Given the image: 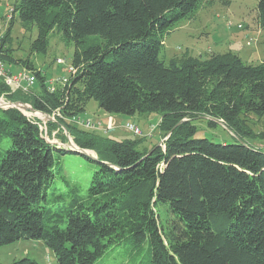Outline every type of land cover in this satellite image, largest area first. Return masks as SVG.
<instances>
[{"label":"trees","instance_id":"trees-1","mask_svg":"<svg viewBox=\"0 0 264 264\" xmlns=\"http://www.w3.org/2000/svg\"><path fill=\"white\" fill-rule=\"evenodd\" d=\"M232 2L13 1L11 18L26 32L37 28L32 51L47 54L58 32L76 43V71L51 89L30 56L13 54L11 26L4 33L2 60L37 79L24 92L0 78V96L55 120L48 139L38 117L0 107V246L43 239L57 264H95L115 245L148 240V264H264V58L214 49L161 57L182 22ZM256 12L264 30V0ZM91 99L108 113H158L160 138L171 134L152 144L81 128L71 119ZM196 120H222L232 139L197 136ZM67 154L93 165L87 185L62 178ZM4 264L40 263L25 256Z\"/></svg>","mask_w":264,"mask_h":264},{"label":"rangeland","instance_id":"rangeland-1","mask_svg":"<svg viewBox=\"0 0 264 264\" xmlns=\"http://www.w3.org/2000/svg\"><path fill=\"white\" fill-rule=\"evenodd\" d=\"M13 1L0 0V32L5 33L8 27L11 26V42L8 45L12 46L13 54L20 58L30 56L35 62V65L47 75L48 79L59 75H68L67 68L69 63L72 62L76 43H67L60 33L55 32L50 37V46L47 54L32 51L31 45L38 34L37 28L26 32L19 23V20H15L14 17L11 18ZM258 1L233 0L230 6H222L220 3H217L211 8L203 9L199 17L194 20L182 22L176 30L166 36L161 57L169 61L171 57L176 55L182 56L187 51L193 55L205 54L204 52L213 50L211 48L219 51H227L234 42L236 43L235 48H240L241 53L255 52L254 45L256 42H248V39H244V36L247 34L246 25H249L251 28H255L258 25L256 20V6ZM230 22L231 25L229 24ZM239 23L244 25V29L238 27ZM260 35V43L264 47V30L261 31ZM246 56H243V59L247 61L256 62L260 59L256 54L254 57ZM58 57H64L67 63H57L56 59ZM7 66H11L10 68L13 70L17 68L8 63ZM3 81L5 82L4 79ZM8 87L11 89L9 85ZM11 90L15 91L13 89ZM0 99L4 102V105L0 104V107H16L33 119L36 117L34 114L28 112L32 107L30 103H24L22 101L11 102L5 95H1ZM103 112L105 115H112L109 117H112L114 120L116 119V115H122L126 119L129 118L131 121L136 122L144 131H147L152 123H159L161 118L158 113L136 114L135 116L108 113L99 108L98 103L94 99L88 102L86 110L82 114L84 116L93 115L94 117L101 115L99 118L105 124H108L104 118L106 116H102ZM45 119L47 121L49 119L47 114H45ZM47 121L45 122L48 132ZM196 124L199 125L197 136H206L214 141L232 139L233 133L225 126L222 120L216 126H210L207 121L199 120H196ZM64 130L70 136L67 130ZM160 131L161 129L159 127L150 138L152 144H159L161 142ZM57 132L58 129H55L52 135L55 136ZM44 134L48 138L50 137L49 134ZM109 135L117 139L134 137L125 128H117ZM256 143L259 144L261 142L256 141ZM61 164L65 169L62 178L79 181L84 186L88 184L93 165L83 156L80 154H67L66 157L61 159ZM55 191L60 193L61 189L59 188ZM25 256L37 260L40 264H57V257L54 250L43 239L22 238L11 244L0 246V264L9 263ZM150 258L151 251L148 240H144L142 244L137 245L132 242H125L110 248L95 264H148Z\"/></svg>","mask_w":264,"mask_h":264},{"label":"built area","instance_id":"built-area-1","mask_svg":"<svg viewBox=\"0 0 264 264\" xmlns=\"http://www.w3.org/2000/svg\"><path fill=\"white\" fill-rule=\"evenodd\" d=\"M231 25V22L229 23ZM239 28H244V25L242 23L238 24ZM254 38L253 37H248V42H253ZM4 42V32H0V47L3 46ZM57 63L60 64H65L67 63V60L64 57H58L56 59ZM68 75H59L56 77H51L50 79L47 80L49 83V87L51 89H54V85L58 82L65 83L67 79L69 78V75L74 73L76 70L74 68V64L72 62L69 63L68 68ZM0 78L4 79L5 82L11 87L13 90H22V91H29L34 87L36 84V75L27 67H22L16 71H13L10 67L7 66V64L2 60L0 57ZM12 102V101H11ZM31 114H34L36 117H38L42 122L40 124L41 131L46 133L48 135L49 130L47 132V126L45 119V113L39 110H36L31 107L28 111ZM59 112V110H58ZM98 115V114H97ZM101 116V115H99ZM99 116L94 117L93 115H86L84 116L82 113H79L75 115L72 119L71 122L76 124L77 126L87 129V130H92V131H97L101 132L104 134H110L112 131L116 130L117 128H125L127 131L131 132L134 136L137 137H152L157 129L160 126V121L159 123H152L147 131H144L136 122L128 120L124 122L123 124H119L116 122L112 117H107L104 113L102 116L104 117L105 120L107 121L108 124H105L103 120L99 118ZM30 117V116H29ZM51 119H55V116H51ZM45 135V134H44ZM46 136V135H45ZM168 134L165 135L161 141L164 143V141L168 138Z\"/></svg>","mask_w":264,"mask_h":264},{"label":"crops","instance_id":"crops-1","mask_svg":"<svg viewBox=\"0 0 264 264\" xmlns=\"http://www.w3.org/2000/svg\"><path fill=\"white\" fill-rule=\"evenodd\" d=\"M202 12V11H201ZM245 28H246V32H247V34H245V36H244V39H248V37H253V38H255V40H254V42H256V44L254 45L255 47H254V50H255V52H253V51H251V52H248V53H245V52H242L241 53V51H240V48H235L236 46V43L234 42V43H232L231 44V47L229 48L230 50H232V51H235V52H237V53H239L242 57L243 56H246V57H254V55L256 54V55H258V57L260 58L259 60H262L263 58H264V47H263V45L260 43V34H261V31L263 30H261V28L259 27V25H256V27L255 28H251L249 25H246L245 26ZM244 29V28H243ZM253 35V36H252ZM211 49H214V48H211ZM228 49V50H229ZM245 53V54H244ZM104 113V112H103ZM107 117H109V116H112V115H106ZM127 116V115H126ZM135 116V115H134ZM126 118L124 117V116H122V115H116V119H115V121H117L118 120V123L120 124V123H124V122H126V121H128V120H130L129 118L128 119H126ZM150 140V139H149ZM152 140H150V142H151ZM150 142H148L147 141V143H149L148 145H150Z\"/></svg>","mask_w":264,"mask_h":264},{"label":"water","instance_id":"water-1","mask_svg":"<svg viewBox=\"0 0 264 264\" xmlns=\"http://www.w3.org/2000/svg\"><path fill=\"white\" fill-rule=\"evenodd\" d=\"M45 113V112H44ZM45 114H47V113H45ZM47 116H48V118L49 119H51V115L50 114H47ZM171 134V131L168 133V135H170ZM47 137V136H46ZM169 137V136H168ZM48 138V137H47ZM49 139V138H48ZM159 144H162V141L159 143ZM153 151H151V153H152Z\"/></svg>","mask_w":264,"mask_h":264},{"label":"bare ground","instance_id":"bare-ground-1","mask_svg":"<svg viewBox=\"0 0 264 264\" xmlns=\"http://www.w3.org/2000/svg\"><path fill=\"white\" fill-rule=\"evenodd\" d=\"M0 104H1V105H4V102H3L1 99H0ZM34 116H35V115H34Z\"/></svg>","mask_w":264,"mask_h":264}]
</instances>
